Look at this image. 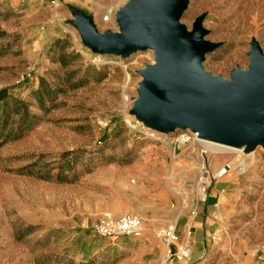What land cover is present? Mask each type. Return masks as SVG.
Segmentation results:
<instances>
[{"label": "rangeland", "instance_id": "374dc122", "mask_svg": "<svg viewBox=\"0 0 264 264\" xmlns=\"http://www.w3.org/2000/svg\"><path fill=\"white\" fill-rule=\"evenodd\" d=\"M52 1L0 0V264H264V147L215 157L175 144L184 130L146 127L130 110L153 50L102 55L74 25L77 15L120 33L129 0ZM201 16L219 44L203 62L213 75L249 69L253 40L264 52V0H190L181 23L191 31ZM216 188L194 257L198 211ZM124 215L141 218V238L95 233ZM173 223L168 247L159 233Z\"/></svg>", "mask_w": 264, "mask_h": 264}, {"label": "water", "instance_id": "95a60500", "mask_svg": "<svg viewBox=\"0 0 264 264\" xmlns=\"http://www.w3.org/2000/svg\"><path fill=\"white\" fill-rule=\"evenodd\" d=\"M190 0H129L116 14L120 33H100L93 21L75 16L82 42L93 52L127 58L153 50L155 64L140 71L143 81L130 113L146 127L167 134L198 132L203 140L244 148L264 147V52L251 43L250 67L231 79L208 72L203 62L219 47L205 39L201 16L193 30L181 23Z\"/></svg>", "mask_w": 264, "mask_h": 264}, {"label": "built area", "instance_id": "2783aa9c", "mask_svg": "<svg viewBox=\"0 0 264 264\" xmlns=\"http://www.w3.org/2000/svg\"><path fill=\"white\" fill-rule=\"evenodd\" d=\"M52 4L54 7L57 6V0H53ZM109 16L105 17V21H108ZM133 129H136L132 124L130 125ZM159 133V132H157ZM163 134V133H160ZM199 142L202 139L199 137L198 132H192L191 130H184L180 135L177 136L174 143L178 145H187L192 142ZM143 221L141 218L136 216L124 215L117 220L104 221L101 225H98L95 233L105 238L114 239L119 236H129L134 238H141L144 233ZM176 223L168 225L162 229L159 233L166 245L170 247L176 241ZM191 250L186 248L180 253V257L187 259L190 257Z\"/></svg>", "mask_w": 264, "mask_h": 264}, {"label": "crops", "instance_id": "0c3cea01", "mask_svg": "<svg viewBox=\"0 0 264 264\" xmlns=\"http://www.w3.org/2000/svg\"><path fill=\"white\" fill-rule=\"evenodd\" d=\"M217 192H215V190L210 191L208 200L206 203H203L202 206L200 207L199 211H198V216L196 219V230H195V236H194V245H193V256L195 257L199 252V247L200 244H202L204 242V238L207 237L211 231V225L214 221H216L215 219H208V216L206 214L210 213L213 210V207L216 206V204L218 203V195L220 194V190L218 188H216ZM220 197V195H219ZM147 227V225H146ZM146 232V231H145ZM201 257H199L200 259ZM201 261V260H200ZM200 261H198V263L195 264H206V262L200 263Z\"/></svg>", "mask_w": 264, "mask_h": 264}, {"label": "bare ground", "instance_id": "6f19581e", "mask_svg": "<svg viewBox=\"0 0 264 264\" xmlns=\"http://www.w3.org/2000/svg\"><path fill=\"white\" fill-rule=\"evenodd\" d=\"M110 11H113V9H110ZM109 20H111L110 19V17L108 18ZM108 20V21H109ZM126 69V68H125ZM197 143H199L201 146H203L205 149H206V151H208V152H210V154L211 155H215V157L216 156H219V155H221V154H225V153H241L242 152V150L244 149V148H236V147H232V146H227V145H222V144H216V143H212V142H209V141H206V140H203L202 139V141H197ZM170 145H171V143L170 144H168V146L170 147ZM205 152V151H204ZM210 155V157H212ZM219 158V157H218ZM217 158V159H218ZM208 162V161H207ZM202 166V165H201ZM202 170V169H201ZM217 172V171H216ZM187 173V172H186ZM210 175V177H213V175L210 173L209 174ZM208 174H207V172L205 173V175H203L202 176V185H203V187H202V189L199 191V196H200V198H202V199H205V187L208 185V183L207 182H204L203 183V180L207 177V176H209ZM201 185V186H202ZM176 189V188H175ZM187 195V194H186ZM186 204V203H185Z\"/></svg>", "mask_w": 264, "mask_h": 264}, {"label": "trees", "instance_id": "16d2710c", "mask_svg": "<svg viewBox=\"0 0 264 264\" xmlns=\"http://www.w3.org/2000/svg\"><path fill=\"white\" fill-rule=\"evenodd\" d=\"M5 53V49L4 48H2V47H0V56L1 55H3ZM2 95H0V100L2 99ZM15 102H18L17 100L15 101ZM26 114H25V116L21 119V120H23V122H24V119L26 118ZM21 130V129H20ZM13 133H15V136H17L18 134H19V132L17 131V133L16 132H13ZM56 179L59 181V182H63V181H65L63 178H61V176L59 175V173L56 175Z\"/></svg>", "mask_w": 264, "mask_h": 264}]
</instances>
